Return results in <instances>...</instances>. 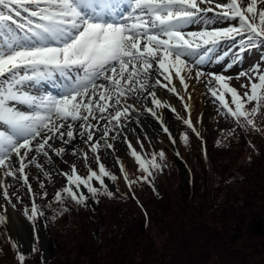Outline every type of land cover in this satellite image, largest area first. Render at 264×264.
Here are the masks:
<instances>
[{
    "label": "snow or ice",
    "instance_id": "6c2138e0",
    "mask_svg": "<svg viewBox=\"0 0 264 264\" xmlns=\"http://www.w3.org/2000/svg\"><path fill=\"white\" fill-rule=\"evenodd\" d=\"M257 3L258 0H248L246 5L244 0H0V169L3 175L16 177L19 173V178L31 191L25 169L28 163H35L38 168L42 165L34 156L29 159L30 153L35 151L48 157L46 149L52 148L49 141L59 139L70 144L78 133L87 137L85 143L96 154L98 170L89 167L87 174L81 175L72 164L69 172L62 173L66 183L55 193V201L63 204L67 197L84 204L87 196L83 189L93 197L101 188L104 194L112 196L105 178L115 181L117 177L100 162L101 145L99 140H94L93 129L97 125L92 121H106L101 139L111 148L107 143L109 126L113 122L119 125L121 117L127 116L131 106H117L128 93L147 92L155 106L147 111L154 117L156 109L170 107L157 99L154 91H148L152 71L167 81L157 79L155 84H163L175 93L173 77L187 89L186 77L193 68L212 60L222 41L238 45L239 53L256 47L257 42L264 43V9H258ZM208 13L238 23L211 30L208 27L199 31L185 30L193 24H209ZM257 19L258 23L254 22ZM71 72L77 73L75 77ZM57 73L68 81L59 95H37L27 90ZM251 73L239 74L249 81L242 85L247 89L243 95L226 82L231 77L214 73L207 74L210 77L208 90L226 110L224 114L237 123L243 120L255 128L254 119L250 117L264 107V70L256 66ZM204 75L199 70L195 72L197 78ZM100 80L103 83H97ZM213 80L223 91L212 86ZM169 85L172 86L169 88ZM226 93H230L231 103ZM247 104L253 107L248 109ZM21 105L27 110H22ZM188 107L186 104L185 108ZM109 108L113 111L109 112ZM78 121L83 123L77 126ZM184 123L193 127L190 118ZM183 139L187 143L186 135ZM53 151L60 156L65 149L60 147ZM131 154L140 169L147 173L145 180L152 168L161 167L155 153L151 159L135 149ZM158 155L162 159L164 153ZM13 157L18 158V168L12 165ZM84 157L87 159V153ZM124 178L127 180L126 174ZM131 183L133 181H129ZM2 195L11 203L7 187ZM43 195L46 197L47 193ZM24 215L32 223L34 243H39L35 225L43 213L34 200ZM6 221L7 216L0 214V224ZM17 247L13 243V248ZM35 250L33 246L32 251ZM17 259L19 264H25L26 256L18 251Z\"/></svg>",
    "mask_w": 264,
    "mask_h": 264
},
{
    "label": "trees",
    "instance_id": "16d2710c",
    "mask_svg": "<svg viewBox=\"0 0 264 264\" xmlns=\"http://www.w3.org/2000/svg\"><path fill=\"white\" fill-rule=\"evenodd\" d=\"M247 50L264 58V43ZM227 116L234 133H206L203 149L190 152L189 177L178 176L163 193L144 181L119 201L102 193L93 197L103 229L99 239L87 221L89 207L73 201L65 210L55 199L39 206L61 210L55 224L68 238L53 240L58 255L52 261L37 254L32 264H264V111L255 128ZM152 171L162 185L169 181L166 168ZM0 264H18L15 251L0 248Z\"/></svg>",
    "mask_w": 264,
    "mask_h": 264
},
{
    "label": "rangeland",
    "instance_id": "374dc122",
    "mask_svg": "<svg viewBox=\"0 0 264 264\" xmlns=\"http://www.w3.org/2000/svg\"><path fill=\"white\" fill-rule=\"evenodd\" d=\"M247 1L248 0H244V4ZM257 8L264 9V2L258 0ZM206 17L211 21L209 24L205 25L201 22L199 24L187 26L185 30L199 31L204 27H208V29L211 30V28L214 27H225L229 23V20L218 19L214 13H208L206 14ZM221 47L222 44H220L213 53L214 58L212 60L206 61L204 64L192 69V72L186 77L185 82L188 85L187 89H185L179 79L176 78L174 82V86L176 88L175 96L177 97V104L175 105L176 108H170L169 110L161 107L156 109L158 116L156 115L154 117L155 121L151 119V116L153 115L147 111L148 108H155L150 101L146 100V97L148 98L147 92L136 91L135 93H128L126 97L121 98V104L117 107H131H129L127 116L121 117L119 125H116L115 122H113V124L109 126L110 131L107 136V143L112 145L111 148H107L105 146V140L101 139L106 121H92V123L97 125V128L93 129V132L95 133L94 140H99L101 145L98 150L100 162L105 165L109 172L117 177L115 181L105 178V184L107 185L108 190L114 195L113 197L105 194V199L107 201L111 198L119 201L118 196H120V194H122L129 187L137 189L144 183V181L149 182L157 194H161V192L163 193L165 188L171 187L172 183L178 181V176L181 175L182 179L189 177L192 169L189 158V156H192L190 152L197 154L200 149H203V140L205 137L207 138V136H205L206 133H214L213 135L218 136H222L223 134L228 136L230 133H234L233 121L228 118L226 114H224L226 110L221 107L219 101H217L208 90L210 77L207 74L214 73L216 75L231 77V79L226 82L231 87L236 88L238 93L243 95L247 89L242 87V85L248 84L249 81L246 76H240L239 74L241 72H245L251 75V70L256 68V66H259L261 70H264V61L262 59V54H260L258 50H245L243 53H239V47L233 45L232 42L227 45L226 52H223ZM225 53H227V55H225ZM220 57H223V59H220ZM233 61H235V63ZM229 64H232V67H228ZM197 70L205 73V75L197 78L195 76V72ZM70 74L75 77L77 73L71 72ZM62 79L63 77L57 73L53 78L46 80L45 83L50 85L59 84L60 87H62L63 83H65ZM156 79L157 72L152 71L148 80V91H150V88L153 85H156ZM162 82L165 83L163 80ZM67 83L68 82H66L64 86ZM99 83H103V81L100 80ZM37 86L38 85L33 84L27 90L37 95L52 94L49 91V88L46 87L49 91L47 92L43 88L44 86ZM212 86L216 87L219 91H223L214 80ZM160 87L170 92L168 88L163 87V84H160ZM60 93L61 91L52 95H59ZM225 96L228 102L231 103L230 93H226ZM181 97L183 98L182 100L180 99ZM158 98L162 103H164V98L161 96ZM185 104L189 107L185 108ZM20 107L22 110H27L26 106L21 105ZM251 107H253V104L246 105V108L248 109ZM172 109H175V111H172ZM108 111L112 112L113 109L109 108ZM263 111L264 107H261L259 112L255 114L254 117H251L254 119L255 125L257 126L263 122V118L261 116ZM138 112H143L147 117H149L148 120H151V124H145L144 122L143 124L135 123L134 126H130L134 131V136L128 141V143L124 142L121 138L122 130L125 125L129 126L132 121H135L134 116H137ZM147 113H150V115ZM97 115H99V113H97ZM105 116H107V113H105ZM189 118L191 119L193 125L192 128L184 123V120ZM163 120L166 124L170 123L169 126L171 125L169 129L172 130V132L170 131V134L169 132L168 134L170 139L172 138L171 141L174 146H176L178 151L176 155L179 159H181L182 165L180 166H178L172 159V157L176 155L172 152V149L169 146V141L163 137V135H165V125H162L160 122ZM80 123H83V121L76 122L77 126ZM193 128L195 131H193ZM197 133H199V135H197ZM185 135L187 136V143L183 139ZM86 138V136L81 137L77 133L76 139H74L70 144H64L59 139H53L49 141L52 148L46 149L48 151V157L43 156V154L36 153L35 151L30 153L29 159L34 156L36 161L42 165L41 168H38L35 163H28L27 160L25 161L28 163L25 173L28 176V183L31 185V191L28 190V185H25L23 180L19 178V173H17L16 177L4 176L3 170L0 169V182H2V185H0V214L7 216L6 223L0 224V248L3 250L5 249V251L14 250L16 253V262L18 264V251L25 254V264H32L30 257L36 256L37 254L41 255V259L44 263L52 261L54 257L58 255L53 240H67L68 237H65L60 231L61 226H57V224H55V220L61 210L57 211L55 210V207H53L52 211H48L45 208L40 209L43 215L39 217L35 225L36 232L40 238L39 243H34L32 223L27 220L24 212L26 208L29 210L31 209L33 200L36 204H39L38 206L49 204L54 199L55 193L65 186L66 180L62 173L69 172L72 164L76 165L77 170L81 175H86L89 167L98 170L96 154L90 150L89 144L85 143ZM65 139H67V137H65ZM129 145H131V147H129ZM60 147H63L65 151L60 156H57L53 149ZM132 149H135L137 153L142 154L146 159H151L153 153L157 154V163L161 165V167L157 169L160 172H163L166 168L168 173L166 176L169 181H166L164 185L158 182L152 171L154 168L151 169V175L148 176L147 180L143 179L147 173L143 172L140 169L139 164L135 162L136 159L131 154ZM160 152L164 153L162 159L158 155ZM84 153H87V159H85ZM166 160L174 163L176 165L175 168L179 170L172 171L170 165L165 164ZM12 165L14 168L19 167L18 158L13 157ZM121 165H123V171H121ZM45 173L48 175H45ZM125 174L127 175V180L124 178ZM129 181H133V183L129 184ZM41 184L44 185L43 188H41ZM94 184L95 186L100 187L98 182H94ZM4 187H7L11 203H8L2 195ZM83 191L87 196V200L83 205L92 209L87 221L90 223V229L93 236L95 239H99L103 229L99 220H96L94 217L96 210L95 202L91 193H88L86 189H83ZM45 192L47 193L46 197L43 195ZM100 193L104 194L102 188L96 196ZM121 200L123 202L126 201L127 196L122 195ZM69 204L75 206V202L66 197L63 202V209L71 207ZM12 205H15V207ZM79 208L82 209L83 206L79 205ZM106 215H108V212ZM51 217H55L53 221H51ZM49 227L53 228L49 230ZM53 230H57L56 235V231ZM13 243H15L18 247L13 248ZM33 246L36 249L35 251H32Z\"/></svg>",
    "mask_w": 264,
    "mask_h": 264
},
{
    "label": "bare ground",
    "instance_id": "6f19581e",
    "mask_svg": "<svg viewBox=\"0 0 264 264\" xmlns=\"http://www.w3.org/2000/svg\"><path fill=\"white\" fill-rule=\"evenodd\" d=\"M157 79H160L161 81L163 80V76H160L159 75V73L157 72ZM156 79V80H157ZM175 80H176V78L175 77H173V79H172V85H174V82H175ZM164 81V80H163ZM165 83H167V81H164ZM34 85H37V84H34ZM46 84H45V82L43 83V84H41V85H39L38 84V86L37 87H43V86H45ZM170 87H171V85H170ZM63 89H64V87H63ZM63 89H62V91H63ZM150 91H154L155 92V95H156V98L157 99H159L158 97L159 96H161L162 98H164V104H167V105H169L170 107H168V108H166V109H169L170 110V108H174L175 107V105L177 104V97L175 96V93L174 92H172V91H170V92H168V91H166L165 89H163V88H161L160 87V85H153L151 88H150ZM147 96V95H146ZM188 98V97H187ZM186 98V99H187ZM179 99V98H178ZM181 99V98H180ZM184 99H185V97H184ZM146 100H148V101H150V103H151V100H152V97L151 96H149L148 95V98L146 97ZM182 100V99H181ZM191 100V99H190ZM181 102V101H180ZM191 102V101H190ZM184 103V102H183ZM152 104V103H151ZM179 105V104H178ZM186 105V104H185ZM176 108V107H175ZM190 109V108H189ZM179 112V111H178ZM187 112V111H186ZM148 115H150V113H147ZM174 114H176V113H174ZM160 115H161V113H160ZM158 116V115H157ZM164 116V115H163ZM148 118L149 117H147L143 112H138V115L137 116H134V120L135 121H132V123L129 125V126H127V125H125L124 126V128H123V130H122V134H121V138H122V140L124 141V142H127L128 143V141L134 136V131H133V129L130 127V126H134L135 125V123L136 124H143L144 122H145V124H151V120H148ZM151 119L152 120H154L155 121V118H154V116H151ZM166 119H168V118H166ZM159 120H160V118H159ZM174 121V120H173ZM172 121V122H173ZM158 122V121H157ZM161 122V121H160ZM162 123V125H165V128H167L168 129V131L167 132H165L164 131V133H165V135H163V137L165 138V139H167L168 141H169V146L171 147V149H172V152H174V154L176 155L177 154V149H176V146H174V144H173V142L171 141V139H170V136H169V134H170V131L172 132V130H170L169 129V127L171 126H169V124H166L165 123V121L163 120V122H161ZM168 123V122H167ZM174 123V122H173ZM176 124H178V123H176ZM159 127V126H158ZM162 127H164V126H162ZM172 129V128H171ZM159 132H160V130H159ZM168 132H169V134H168ZM147 133V132H146ZM166 136V137H165ZM136 138V137H135ZM123 142V143H124ZM127 150V149H126ZM109 154V153H108ZM130 156V155H129ZM177 156V155H176ZM135 162H137V161H135Z\"/></svg>",
    "mask_w": 264,
    "mask_h": 264
},
{
    "label": "water",
    "instance_id": "95a60500",
    "mask_svg": "<svg viewBox=\"0 0 264 264\" xmlns=\"http://www.w3.org/2000/svg\"><path fill=\"white\" fill-rule=\"evenodd\" d=\"M172 159L180 166L182 165L181 159H179L177 156L172 157Z\"/></svg>",
    "mask_w": 264,
    "mask_h": 264
}]
</instances>
